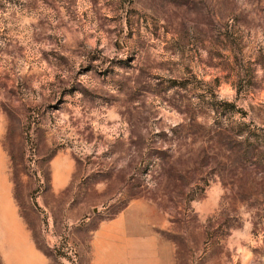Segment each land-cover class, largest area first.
Instances as JSON below:
<instances>
[{
	"label": "rangeland",
	"instance_id": "374dc122",
	"mask_svg": "<svg viewBox=\"0 0 264 264\" xmlns=\"http://www.w3.org/2000/svg\"><path fill=\"white\" fill-rule=\"evenodd\" d=\"M0 150L49 264L133 199L177 264H264V0H0Z\"/></svg>",
	"mask_w": 264,
	"mask_h": 264
},
{
	"label": "crops",
	"instance_id": "0c3cea01",
	"mask_svg": "<svg viewBox=\"0 0 264 264\" xmlns=\"http://www.w3.org/2000/svg\"><path fill=\"white\" fill-rule=\"evenodd\" d=\"M2 163L0 150V260L2 264H49L17 209ZM165 223L152 202L129 201L93 229L89 264H177L174 243L161 235Z\"/></svg>",
	"mask_w": 264,
	"mask_h": 264
}]
</instances>
